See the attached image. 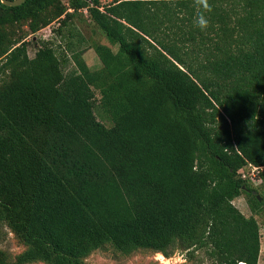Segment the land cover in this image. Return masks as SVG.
Returning <instances> with one entry per match:
<instances>
[{
	"label": "trees",
	"instance_id": "16d2710c",
	"mask_svg": "<svg viewBox=\"0 0 264 264\" xmlns=\"http://www.w3.org/2000/svg\"><path fill=\"white\" fill-rule=\"evenodd\" d=\"M104 1L0 0V223L27 246L0 264H86L107 246L258 264L259 224L233 202L264 206L248 184L254 168L264 182V0H210L206 31L193 0ZM83 11L118 46L96 48L100 70L71 39L68 74L49 41L30 57L17 28L64 35Z\"/></svg>",
	"mask_w": 264,
	"mask_h": 264
},
{
	"label": "rangeland",
	"instance_id": "374dc122",
	"mask_svg": "<svg viewBox=\"0 0 264 264\" xmlns=\"http://www.w3.org/2000/svg\"><path fill=\"white\" fill-rule=\"evenodd\" d=\"M65 5H68L70 0H62ZM110 0H106L103 3H109ZM82 13V14H81ZM84 12H80L76 15V18L71 22L72 26L66 27L64 35H59L55 32L58 27V23L55 22L50 28H45L35 35H28V26H23L22 30L17 28L18 35H26V41L28 42V51L30 57H34L37 49L43 45V42L49 41L53 48L56 50L59 57L63 56V53L67 55V62L64 63V73L68 74L76 68L73 53L67 51V43L71 39L74 41L76 50L81 51L82 57L86 64L92 71H98L102 68V61L99 57L96 48L104 47L107 50L118 51V46H113L106 39L104 34L90 22ZM73 29L70 33L69 29ZM27 32V33H26ZM97 102L99 103L100 94L97 92ZM96 116L100 122L105 126L111 127L113 124V117L111 115L106 116L103 114L99 106L95 108ZM252 179H249L248 184L256 189L260 193V196L264 197V182L260 179L259 172L253 170L251 172ZM233 204L244 214L247 218L254 217L260 227L261 236V251L258 264H264V206L259 209L258 214H254L249 197L242 195L237 198ZM27 249V246L22 239L17 236L7 224L0 223V250L4 251L11 261H14L18 255L23 253ZM33 264H47L45 262H36ZM86 264H213L209 259L205 249H184L177 247L174 249L170 256L166 257L162 253H156L151 250H138L129 255H123L116 251L111 246H107L103 249L93 252L87 259Z\"/></svg>",
	"mask_w": 264,
	"mask_h": 264
},
{
	"label": "clouds",
	"instance_id": "9594fccd",
	"mask_svg": "<svg viewBox=\"0 0 264 264\" xmlns=\"http://www.w3.org/2000/svg\"><path fill=\"white\" fill-rule=\"evenodd\" d=\"M195 8V23L201 31H206L210 26L208 14L213 12V5L210 0H193Z\"/></svg>",
	"mask_w": 264,
	"mask_h": 264
},
{
	"label": "water",
	"instance_id": "95a60500",
	"mask_svg": "<svg viewBox=\"0 0 264 264\" xmlns=\"http://www.w3.org/2000/svg\"><path fill=\"white\" fill-rule=\"evenodd\" d=\"M27 0H1L2 4L8 7H18L24 4ZM254 195H257V192H253ZM258 199L262 201L261 196L258 195Z\"/></svg>",
	"mask_w": 264,
	"mask_h": 264
},
{
	"label": "built area",
	"instance_id": "2783aa9c",
	"mask_svg": "<svg viewBox=\"0 0 264 264\" xmlns=\"http://www.w3.org/2000/svg\"><path fill=\"white\" fill-rule=\"evenodd\" d=\"M70 11L72 12V10H70ZM83 12H84L85 14H87V11H83ZM254 170L256 171V170H258V169H257V168H254ZM253 176H254V175H253ZM243 177H244V178H247V175L244 174Z\"/></svg>",
	"mask_w": 264,
	"mask_h": 264
}]
</instances>
